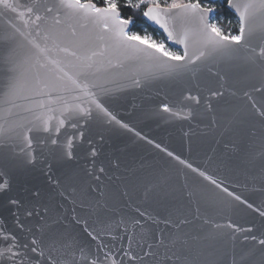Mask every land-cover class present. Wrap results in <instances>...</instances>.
Segmentation results:
<instances>
[{
    "label": "water",
    "instance_id": "water-1",
    "mask_svg": "<svg viewBox=\"0 0 264 264\" xmlns=\"http://www.w3.org/2000/svg\"><path fill=\"white\" fill-rule=\"evenodd\" d=\"M229 11L238 20L235 9ZM150 27L166 38L158 26ZM55 28L63 33L61 43L69 48L79 43L81 34L87 31L63 17ZM73 29L76 36L71 34ZM167 42L182 54L181 45ZM97 45L93 42L86 47ZM78 51L83 53L84 49ZM54 54L75 62L64 53ZM94 59L100 68L98 75L103 77L108 57ZM109 71L119 74L104 81L113 90L106 107L132 131L115 122L81 119L77 128L66 121L57 135L55 126L62 117L59 111L51 113L55 119L50 121V132L41 129L30 134L31 163L19 147L15 153L0 150V169L9 170L13 177L10 195L27 200L32 192L40 191L42 202L69 217L74 207L84 214L81 201L98 202L110 209L101 216L111 231L101 236L117 248L128 243L121 221L129 222V231H139V225L131 228L132 221L138 219L145 230L162 233L165 243L174 246L181 255L176 264H259V251L254 256L251 251L253 245L259 248L252 236L264 238V216L260 215L264 211V126L252 115L251 100L244 95L247 92L257 100L261 98V93L254 91L264 87L259 69L237 59L211 63L177 79L148 81L140 87L132 84L137 67ZM189 96L198 97L199 103L187 99ZM163 105L171 111L163 112ZM13 112L19 116L10 120L32 119L22 109ZM68 135L76 137L72 160L61 158L59 148L51 144V138L65 143ZM93 148L97 151L95 157L90 154ZM180 160L204 172L220 187L192 172ZM140 212L145 216L141 217ZM7 217L5 210L0 221ZM229 224L233 227H227ZM81 239L88 238L82 234Z\"/></svg>",
    "mask_w": 264,
    "mask_h": 264
},
{
    "label": "snow or ice",
    "instance_id": "snow-or-ice-1",
    "mask_svg": "<svg viewBox=\"0 0 264 264\" xmlns=\"http://www.w3.org/2000/svg\"><path fill=\"white\" fill-rule=\"evenodd\" d=\"M215 2L103 0V6H97L91 0H29L28 3L0 0V20H3L0 26V120L4 121L0 123V150L15 153L19 147L31 163L33 139L30 134L41 129L49 133L50 121L55 119L51 113L56 111L62 117L55 126L57 135L66 121L77 128L81 119L115 122L132 131L106 107L113 90L107 88L104 81L119 74L109 71L112 69L137 67L132 84L140 87L148 81L181 78L211 63L240 59L246 66L258 68L264 80V0H227L228 9H235L238 17L239 31L235 35L225 34L216 23L209 22L216 12L212 6ZM62 17L87 29L73 48L61 43L63 33L55 28L62 23ZM138 20L158 26L167 41L182 46V54L169 50L163 40L133 31ZM71 34L77 35L74 29ZM93 42H98L96 48L86 47ZM78 49H84L83 53ZM54 53H64L66 57L75 58V62L63 60ZM98 56L108 57L103 77L98 75L100 68L96 67L94 59ZM254 91L261 93L259 100L247 92L244 95L251 100L252 115L264 126V87L254 88ZM187 99L199 103L196 96ZM53 104L57 107L53 108ZM13 109L30 113L32 119L10 120L14 115L19 116ZM162 111L171 109L163 105ZM75 139V135H68L61 144L51 138V144L59 148L61 158L72 160ZM90 154L95 157L97 151L93 148ZM168 155L173 156V153ZM179 162L192 172H198L191 164ZM103 171L100 168V172ZM198 174L220 187L204 172ZM12 180L9 170L0 169V197H3L0 215L5 210L8 213V217L0 221V264H176L181 260L174 246L165 243L162 233L145 230L138 219L132 221L131 228L139 225V231H129V222L121 221L128 243L117 248L107 244L101 236L111 231L101 216L102 212L110 211L106 206L81 201L84 214L77 213L74 207L69 217L52 204L42 202L40 191L32 192V198L27 200L10 195ZM228 195L233 196V193L228 192ZM139 215L145 216L143 212ZM260 215L264 216V211H260ZM82 234L87 241L81 239ZM252 240L259 248L253 245L251 254L254 256L259 251V264H264V238L257 240L252 236Z\"/></svg>",
    "mask_w": 264,
    "mask_h": 264
},
{
    "label": "trees",
    "instance_id": "trees-1",
    "mask_svg": "<svg viewBox=\"0 0 264 264\" xmlns=\"http://www.w3.org/2000/svg\"><path fill=\"white\" fill-rule=\"evenodd\" d=\"M91 2L95 3L97 6H103V0H91ZM193 2H195V0H193ZM200 2L204 4L207 3L208 0H200ZM212 6L216 8V12L211 20L217 21L225 34H238L239 25L237 19L235 15L228 10L227 1L215 2ZM132 30L138 31L140 35L149 33L155 38L164 39V36L158 30L151 28L148 24H143L141 20L137 21Z\"/></svg>",
    "mask_w": 264,
    "mask_h": 264
},
{
    "label": "rangeland",
    "instance_id": "rangeland-1",
    "mask_svg": "<svg viewBox=\"0 0 264 264\" xmlns=\"http://www.w3.org/2000/svg\"><path fill=\"white\" fill-rule=\"evenodd\" d=\"M210 23H216L217 26L221 28L220 24H219L217 21H215V20H211ZM145 34L152 36V35L149 34V33H145ZM145 34H142V35H145ZM152 38L155 39V40H157V41H161V40H163V41L166 43V46L169 48V50L181 54V51H180V50H178V49H174V48H172V47L169 46V44H168V42H167V39H166L165 37H164V39H162V38H155V37L152 36Z\"/></svg>",
    "mask_w": 264,
    "mask_h": 264
}]
</instances>
